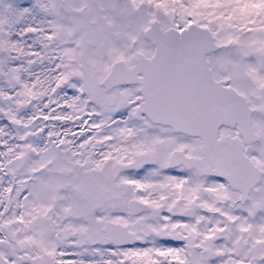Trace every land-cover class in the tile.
<instances>
[{"label":"snow or ice","instance_id":"6c2138e0","mask_svg":"<svg viewBox=\"0 0 264 264\" xmlns=\"http://www.w3.org/2000/svg\"><path fill=\"white\" fill-rule=\"evenodd\" d=\"M0 264H264V0H0Z\"/></svg>","mask_w":264,"mask_h":264}]
</instances>
